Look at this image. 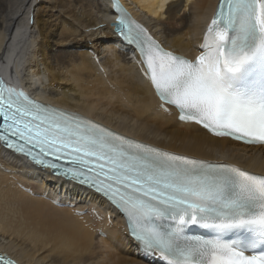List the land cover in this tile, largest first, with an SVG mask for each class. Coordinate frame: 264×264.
<instances>
[{"label": "snow or ice", "instance_id": "1", "mask_svg": "<svg viewBox=\"0 0 264 264\" xmlns=\"http://www.w3.org/2000/svg\"><path fill=\"white\" fill-rule=\"evenodd\" d=\"M115 27L135 30L122 9ZM141 35L162 108L217 137L264 145V0H218L194 60ZM0 143L102 193L163 264H264V175L132 141L3 83Z\"/></svg>", "mask_w": 264, "mask_h": 264}, {"label": "bare ground", "instance_id": "2", "mask_svg": "<svg viewBox=\"0 0 264 264\" xmlns=\"http://www.w3.org/2000/svg\"><path fill=\"white\" fill-rule=\"evenodd\" d=\"M168 51L199 55L218 0H118ZM110 0H0V74L37 101L160 150L264 175V146L216 138L161 107ZM0 253L20 264H160L98 195L0 144Z\"/></svg>", "mask_w": 264, "mask_h": 264}, {"label": "water", "instance_id": "3", "mask_svg": "<svg viewBox=\"0 0 264 264\" xmlns=\"http://www.w3.org/2000/svg\"><path fill=\"white\" fill-rule=\"evenodd\" d=\"M112 26H114V27H115V24H112Z\"/></svg>", "mask_w": 264, "mask_h": 264}]
</instances>
